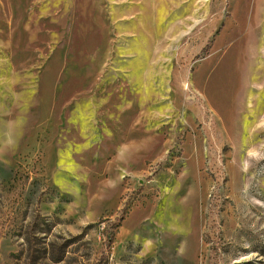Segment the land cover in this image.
<instances>
[{
    "label": "rangeland",
    "instance_id": "1",
    "mask_svg": "<svg viewBox=\"0 0 264 264\" xmlns=\"http://www.w3.org/2000/svg\"><path fill=\"white\" fill-rule=\"evenodd\" d=\"M0 264H264V0H0Z\"/></svg>",
    "mask_w": 264,
    "mask_h": 264
},
{
    "label": "crops",
    "instance_id": "2",
    "mask_svg": "<svg viewBox=\"0 0 264 264\" xmlns=\"http://www.w3.org/2000/svg\"><path fill=\"white\" fill-rule=\"evenodd\" d=\"M122 126H124L126 124V126L128 125V122L125 121V120H120ZM142 126L145 128H150V121H143L142 123ZM124 136V135H123ZM118 138V137H117ZM126 141V145H125V149H120V152H119V156L117 158L118 159H121V160H127L129 159V157L131 156V150H134V142L132 141V137H130L129 135H127V137H122V139L120 140V143L121 142H125ZM131 142L132 141V144H128V142Z\"/></svg>",
    "mask_w": 264,
    "mask_h": 264
},
{
    "label": "trees",
    "instance_id": "3",
    "mask_svg": "<svg viewBox=\"0 0 264 264\" xmlns=\"http://www.w3.org/2000/svg\"><path fill=\"white\" fill-rule=\"evenodd\" d=\"M59 260H61V259H59Z\"/></svg>",
    "mask_w": 264,
    "mask_h": 264
}]
</instances>
